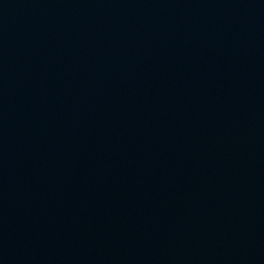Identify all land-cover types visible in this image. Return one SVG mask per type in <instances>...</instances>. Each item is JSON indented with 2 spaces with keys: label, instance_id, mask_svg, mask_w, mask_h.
I'll return each instance as SVG.
<instances>
[{
  "label": "water",
  "instance_id": "water-1",
  "mask_svg": "<svg viewBox=\"0 0 264 264\" xmlns=\"http://www.w3.org/2000/svg\"><path fill=\"white\" fill-rule=\"evenodd\" d=\"M0 264H264V0H0Z\"/></svg>",
  "mask_w": 264,
  "mask_h": 264
}]
</instances>
